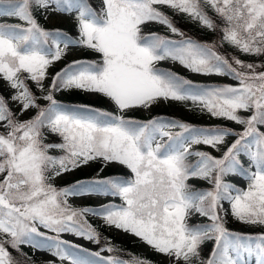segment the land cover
<instances>
[{"label": "snow or ice", "instance_id": "6c2138e0", "mask_svg": "<svg viewBox=\"0 0 264 264\" xmlns=\"http://www.w3.org/2000/svg\"><path fill=\"white\" fill-rule=\"evenodd\" d=\"M164 8L217 38H193ZM34 9L70 20L76 35L41 27ZM0 18H7L0 81L8 91L0 93V264H34L44 252L60 264H148L122 258L93 217L162 254L163 264H264V231L227 226L229 217L264 226V61L220 52L227 44L264 57V0H0ZM71 47L97 59H75L49 75ZM165 61L234 83L194 82L160 67ZM72 91L102 97L112 110L57 99ZM166 101L190 103L242 130L128 115ZM93 162L94 176L57 186ZM110 167L119 171L107 174ZM93 196L109 199L69 203ZM206 242L212 247L204 256Z\"/></svg>", "mask_w": 264, "mask_h": 264}, {"label": "rangeland", "instance_id": "374dc122", "mask_svg": "<svg viewBox=\"0 0 264 264\" xmlns=\"http://www.w3.org/2000/svg\"><path fill=\"white\" fill-rule=\"evenodd\" d=\"M93 5L95 6V0H93ZM163 11H165L168 15H170L177 25L185 32H187L189 35H191V25L196 24L195 21L191 20L190 18H187L186 16H183L182 14H176L174 13L171 9L164 8ZM208 14L212 16L215 19V14L210 10L207 9ZM42 13L44 14V19H45V24L44 27L45 29L48 30H55V29H60L64 32H67L71 34L72 36H75V28L72 22L68 19H64L60 16L57 15H50L47 12H45L42 9ZM33 14L35 15L38 23V9L33 10ZM7 18H0V22L6 21ZM8 22H18V21H8ZM185 22V23H184ZM181 23H184L181 25ZM41 26V25H40ZM200 26V25H199ZM150 27L153 30L159 31L161 33H165L166 30L155 23L151 24ZM211 32V31H210ZM211 35H203L201 38L194 36L193 38L203 40V41H213L217 38V34L211 32ZM197 37V38H196ZM220 52L222 54H225L226 56H232V55H237L241 60L245 62H256V63H261L264 61V57H257V56H252V55H246L243 53H239L236 50L232 49L230 46L227 44L223 45V47L220 48ZM75 59H80V60H95L97 59V56L90 52L89 50L85 48H77V47H71L67 50V55L63 58V60L56 62L50 69H49V75L53 74L55 71L59 70L62 66H64L66 63L71 62L72 60ZM160 67L168 68L170 70H173L177 73L183 74L187 76L189 79L193 80L194 82H199V83H209V82H215V83H223V84H231L234 83L231 79L227 77H222V76H201V75H194L190 72H188L186 69H183L182 67L178 66L177 64H173L171 62L165 61L162 62ZM47 83V81H45ZM0 93H3L4 95L8 94V91L5 88L4 82L0 81ZM80 93L83 94L86 98L90 100V103L94 107H102L107 110H112L111 106L108 104L106 100H104L102 97H98L95 94H89V93H84L80 91H72V92H63V93H57V99L60 101L64 102L69 101L67 98L70 96H74V94ZM68 96V97H67ZM67 103V102H66ZM129 116L133 118H139V119H147L151 115H164L166 117L170 118H176L180 119L182 121L188 122L192 125L195 126H203V127H210V126H228L232 128L233 130H242V126L238 125L234 122L226 121L223 119L219 118H213L210 117L207 114H202L198 110L192 107L190 103H183V102H176V101H166V102H161L157 105L154 106L153 111L151 113L148 112H143V111H134L128 113ZM240 115L246 116L247 113L241 112ZM263 130V129H262ZM196 148H199L204 151H209L211 152L212 155L214 156H219L220 153L214 151L210 147L204 146V145H197L195 146ZM193 161L195 160V157L191 158ZM99 165L96 162L91 163V166H85L80 169H76L72 173H67L63 177L58 178L56 181V184L58 187L60 186H65L66 184L75 181L79 175H85V178H89L93 175L94 172L98 169ZM107 174H111V172H117L119 169L117 168H108L105 170ZM103 175V173H102ZM231 179V178H230ZM240 185H243V181H235ZM198 187H207L206 184H203L202 182L197 184ZM109 198H98V197H77L69 198V203L72 204L74 207H79L81 205H95L98 203L102 202H107ZM119 202V201H116ZM227 207V205H225ZM91 223L96 226L99 224H103V222L99 219L96 218H90ZM227 226L230 229L233 230H239L242 232L246 233H259L261 231H264V226L261 225H250V224H242L238 221H236L234 218L229 217ZM104 232L106 233L105 237H109V239L112 242L118 243V245L122 247H127L130 249H136L139 252V256H135L136 258H139L140 260H146L148 264H163L164 262V257L162 254L156 253L150 248L146 247L144 244L138 242V240L134 239L132 236H125L121 234L119 231L105 227ZM64 239L72 240L76 243H82L85 244L90 250H98V245L89 243L86 241H82L79 238L73 237L71 235H65L63 237ZM208 243V242H206ZM30 251V250H27ZM110 253H105V255H109ZM132 256V254H131ZM129 257V256H128ZM38 260L42 264H48L49 261L53 262V264H60L59 260L57 257L52 256L50 253L44 252V253H37L35 256H33V261ZM34 264H37L34 262Z\"/></svg>", "mask_w": 264, "mask_h": 264}, {"label": "trees", "instance_id": "16d2710c", "mask_svg": "<svg viewBox=\"0 0 264 264\" xmlns=\"http://www.w3.org/2000/svg\"><path fill=\"white\" fill-rule=\"evenodd\" d=\"M38 19H39V24L41 25V27H44V24H45V19H44V14L42 13V9H38ZM185 23V22H184ZM184 23H181V25H183ZM191 27V35L192 37L194 36H197V37H202L203 35L207 36V35H211L210 31L205 29V28H202L201 26L199 25H196V24H193L190 26ZM187 33V32H186ZM207 34V35H206ZM196 37V38H197ZM180 74V73H178ZM182 76H185L183 74H180ZM186 78H188L187 76H185ZM189 79V78H188ZM68 97V96H67ZM69 101H65V103H79V104H88V105H92V103H90V100L88 98H86L83 94H80V93H76L74 94V96H70L67 98ZM264 130V129H263ZM115 172V171H114ZM113 173V172H111ZM96 174V172L93 173L92 176H94ZM85 175H79V177L77 179H85ZM76 179V180H77ZM74 182V181H73ZM73 182H70V183H73ZM68 183V184H70ZM67 185V184H66ZM97 228L98 231H100L101 233V236L102 238H106V239H109V237H105L103 235H105L106 233L104 232V228L106 227L104 224H99V225H96L95 226ZM233 230V229H232ZM110 240V239H109ZM111 241V240H110ZM111 243L118 249H120V255L122 256V258L126 259V260H133V259H139V258H136L135 256H139L141 257V255H139V252L138 250H134V249H130V248H127V247H122L120 245H118V243L116 242H112ZM212 247V242H208V243H205V245L203 246V252H202V255L206 256L210 249ZM28 249H25V251H27ZM110 254H115V253H110ZM132 254V256H131ZM129 256V257H128ZM35 263L37 264H42L40 263L38 260L34 261Z\"/></svg>", "mask_w": 264, "mask_h": 264}]
</instances>
